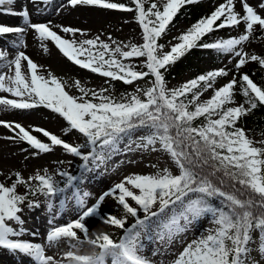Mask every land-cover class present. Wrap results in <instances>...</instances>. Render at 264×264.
<instances>
[{"label":"snow or ice","instance_id":"obj_1","mask_svg":"<svg viewBox=\"0 0 264 264\" xmlns=\"http://www.w3.org/2000/svg\"><path fill=\"white\" fill-rule=\"evenodd\" d=\"M37 2L33 0V3ZM196 2L198 0H166L160 10L155 2L146 9V0H133L134 9L108 0H70L72 6H98L137 13L144 43L139 46L117 44L113 48L99 37L80 42L62 38L49 24L32 23L27 8L20 12L4 8L13 5L15 0H0V10L23 17L22 26H0V35L16 34L12 48L26 47L25 37L32 29L42 46L46 41L53 42L70 61L93 73L126 84L149 75L154 78L151 87L137 88L136 92L120 100L106 95L108 89H87L76 81L75 86L81 95L75 97L69 95L64 90V82L51 73L48 77L40 75L38 65L23 51H17L15 57L9 59L7 51L0 49V61L4 62L0 67L9 70L0 73V93L18 98H0V106L5 110L48 108L67 121L66 133L78 131L86 138V144L73 146L44 129H34L51 141V144L44 143L20 124L5 122V127L19 129L17 139L26 141L39 153H48L54 146H60L84 162V171L92 170L90 164L95 168L105 164L120 151V143L127 139L129 150L135 144L139 150L167 153L179 170V174L174 175L165 167L154 174L125 177L90 207L86 201L89 193L73 192L81 210L79 218L53 227L47 234L46 244L19 239L26 233L20 215L23 206L26 203L29 209L38 208V200L30 197L43 196L51 210L57 197L63 196L67 200L65 194L75 188V182L82 177L58 170L57 175L63 179L57 180L56 175L44 170L43 175L37 173L26 180L20 173H15L17 179L11 186L0 182V247L31 257L35 264H60L54 257L46 255V248L67 241L72 250L65 253V258L74 264H106V257L112 258V264H153L143 255L145 245L141 238L144 234L148 240L156 239L170 245L193 225L208 218L215 227L188 243L172 264H247L254 230L261 234L260 251L264 252V147L254 146L245 131L236 126L240 118L258 104L264 105V88L254 83L249 75H242L240 91L250 107L230 106L235 104V78L215 89L210 99L200 101V96L213 87L217 77L227 75L224 70L200 75L178 89L167 88L162 71L197 46L239 57L238 69L249 61L264 67V58L249 55L243 48L253 37L255 26L264 30V17L247 0H241L243 16L235 11L234 0H226L210 16L200 19L178 37L180 43L172 46L169 52H163L158 39L181 7ZM241 23L245 25V32L238 37L198 45L205 35ZM62 31L74 37L80 30L63 28ZM139 57L146 58L143 66L147 72L137 71L135 65L124 62ZM22 61L27 62V72H22ZM189 93L191 99L187 98ZM201 117L204 122L194 125V121ZM141 130L144 134L132 140L135 132ZM82 148L89 151L82 152ZM20 185L25 186V194L17 192ZM108 195H112L124 210L123 217L108 215L104 219L105 223L124 230L119 242L107 233L94 234L93 238L85 224L86 219L100 215L101 203ZM129 199L135 206L129 203ZM128 216L134 218L135 223L126 228ZM9 222L19 228H13ZM85 243L100 251L93 255L78 254Z\"/></svg>","mask_w":264,"mask_h":264},{"label":"rangeland","instance_id":"obj_2","mask_svg":"<svg viewBox=\"0 0 264 264\" xmlns=\"http://www.w3.org/2000/svg\"><path fill=\"white\" fill-rule=\"evenodd\" d=\"M222 1L214 0V5L220 6ZM108 2L124 5L128 8H135L133 0H108ZM155 2L157 6L163 7L166 0H146V4ZM235 10L244 14L241 0H234ZM247 3L252 6L259 15L264 17V0H247ZM11 8L14 12H20L27 8L32 23L49 24L53 31L57 32L62 38L75 39L80 42L85 39H99L105 43H109L113 48L117 44L123 45H142L143 28L137 21L135 11H123L118 9H105L98 6L76 5L72 6L70 0H50L45 3L44 0H38L33 3V0H15L13 5H5L4 8ZM23 25V17L20 15L7 14L0 10V26L19 27ZM188 24L179 23L173 27V31L166 34L163 40L166 44L163 46V52H169L172 46L180 43L177 37L181 32L187 29ZM63 28L78 29L76 35L73 37L71 33H65ZM242 32H245V26L239 27ZM83 33V34H81ZM226 34H223L225 37ZM16 39V34H2L0 35V49L6 50L8 58L13 59L17 51H23L34 63L38 65V72L40 75L48 77L49 73L64 82V90L69 95L78 97L81 95L79 89L75 86V82L87 89H94L99 91L101 89H108L112 92V96H118L119 99L136 92L142 84H146L142 79L134 81L129 85L128 91L121 89H110L109 81L111 78L103 77L97 73H93L88 69L81 68L70 61L51 41L44 42L42 46L41 41L35 34L34 30L29 29L25 37L26 47L14 49L11 47L12 41ZM45 46L47 51H45ZM244 51L249 55H257L264 58V46L253 39L243 45ZM125 51L128 48H124ZM174 64H170L168 69L173 73L172 78L166 82L168 89H178L193 79L195 68L202 70L213 71L220 69L222 62H214L211 57L198 61L195 67L186 66L182 69L179 64L186 62L185 57H180ZM83 59V57H81ZM146 58L142 57L140 63L143 65ZM239 57L233 56L232 65H237ZM0 61V64H3ZM235 70L238 68L235 66ZM9 72L7 68L0 67V73ZM22 72H27V62L22 61ZM235 78V74L231 76L230 80L220 79L216 83V89L225 86L228 82ZM123 82L121 80H117ZM124 83V82H123ZM236 92L237 89H236ZM105 93V94H107ZM213 89L210 88L202 95V100L205 101L212 97ZM0 98L18 99L12 97L9 93H0ZM242 99L239 93H236L235 106H240ZM5 122L12 125L20 124L23 128L28 130L30 134L36 136L44 143L51 144V141L43 135L42 132L34 131L36 128L44 129L51 134L56 135L70 145H84L86 138L76 130L65 132L69 128L67 121L59 114L52 112L48 108L37 107L28 110L7 109L0 106V182L5 183L6 186H11L17 179L15 173H20L24 179H28L37 173L43 175L44 170L49 174L56 175L57 180L63 178L57 175L58 170H67L72 175L82 179L75 182V188L70 189L65 195L57 197L53 201V207L49 210L48 202L45 197L41 196L35 198L38 200L39 207L29 209L27 205L23 206L24 211L20 215L24 220L23 228L26 230L24 236L19 239L27 240L33 243L46 244V237L48 232L56 226L65 225L73 220L79 218L80 209L77 201L73 196V192L79 191L89 193L86 198L87 205L90 207L95 204L99 198L105 193H109L114 186L124 180L125 177L138 175L154 174L158 170L165 167L170 169L172 173L179 174L178 168L172 163L170 157L164 152L143 151L136 149L135 144L128 149L129 141L127 139L120 143V151L113 154L110 159L99 168L89 165L92 170L84 171L82 168L83 161L76 156L67 153L62 147L54 146L53 150L48 153H39L38 150L32 148L26 141H20L16 138L19 129H9L5 127ZM246 136L252 139L254 146L264 147V129H256V127L248 124L241 125ZM144 132L137 131L132 137V140L138 139ZM82 152L87 153L88 148H82ZM155 165V167H153ZM33 183H36L33 181ZM63 186V185H61ZM19 194H25L26 188L20 185L18 188ZM137 191L138 190H134ZM118 194V193H117ZM129 203L135 206L134 202L129 199ZM158 207V206H157ZM155 210V208L153 209ZM100 215L91 217L85 220L86 226L89 228L90 235L99 233H107L111 238L119 242V239L124 235V230L111 226L104 222L108 215L116 216L118 218L124 216V210L118 201L112 196H105V199L100 206ZM143 216V213H140ZM13 228H19L14 222H9ZM135 223L134 218L128 216L125 227H130ZM215 225L210 223L208 218H204L178 241H174L170 245L161 243L156 239L148 240L147 234L142 236V241L145 245L143 255L153 261V264H172L183 248L188 243L199 237L201 234L206 235L207 229L214 228ZM35 233V235H32ZM81 239H84L83 234L78 232ZM254 242L249 246V257L247 264H264V252L260 251L261 234L258 231H253ZM16 239V238H14ZM182 241V242H179ZM71 247L67 241H61L58 246L46 248V255L54 257L60 264H72L73 262L65 258V253L71 251ZM98 248H93L87 243L83 244L78 251L80 255H93L98 253ZM0 264H35V261L24 254L10 251L9 249L0 247ZM106 264H112V258L106 257Z\"/></svg>","mask_w":264,"mask_h":264},{"label":"trees","instance_id":"obj_3","mask_svg":"<svg viewBox=\"0 0 264 264\" xmlns=\"http://www.w3.org/2000/svg\"><path fill=\"white\" fill-rule=\"evenodd\" d=\"M225 2L226 1H222L220 5L224 4ZM150 4L151 3L146 4L145 8L147 9L150 6ZM218 7L219 6L216 7L214 5V0H198V2H196V3L185 4L177 12L175 17L171 21V23L168 25L166 31L158 39L157 43L164 46L166 44V42L163 40V37H165L166 34L171 33L173 31V27L176 24H179L182 22L188 24L187 29L183 30L181 32V34L178 36V37H180L182 34L186 33L188 30H190L192 28V26L195 25L200 19L210 16ZM159 8H160V10L163 9V7H159ZM240 15L243 16L244 14H240ZM136 16H137V13H136ZM219 23H220V21H217V24H219ZM241 26H245V25L243 23H241L240 25H238L236 27L223 28V29L215 30V31L205 35L198 42V45H202L205 43H213V42H216V41L222 40V39L226 40V39H229L232 37H238L239 35L244 33V32H242V30L239 29V27H241ZM223 34H226V36L223 37ZM251 39H253L254 41H256V42H258L264 46V30H262L259 26H255V31H254L253 37ZM233 56L234 55H232L230 53H220L214 49H208V48H203V47L197 46V47H193L192 49L188 50L182 56V58L185 57L186 62L179 64V68L182 69V68L186 67L187 65L190 67H195V65L198 61L205 59V58H208V57H211L214 62H217V63L222 62L223 66L220 69L213 70V71L224 70L225 72H227V75L226 76H220V77L216 78L215 83L213 84V87H212V89H213L212 95L214 94V90L216 89L215 85L220 79L224 78V79L230 80L232 74L233 75L235 74V79L237 81L236 87L234 89L235 97H236V93H239V96L242 99L241 105H243L245 108H249L250 106L245 103V97L241 94V91H240V89H241V76L244 74L249 75V77L253 80L254 83H256L258 86L264 88V67H262L258 62L249 61L242 68L235 70L236 65H234V66L232 65ZM140 59H142V57L131 58L130 60H126L124 62L125 63H131V64L135 65L137 71L147 72L148 71L147 68L146 69L142 68L141 63H140ZM179 59H181V58H179ZM168 67L169 66H167L166 71L162 70L166 82L169 81L173 76L172 71L170 69H168ZM209 72H212V71H207V70H202L200 68H195V74L193 76V79H196L200 75H205ZM153 79L154 78L151 75L144 77L142 80L146 84H142L140 86V89H145V88L151 87L152 83H153ZM138 80H140V79H138ZM129 85L130 84L119 82L117 80L111 79L109 81V86L112 87L110 89H115V88L121 89L124 92L128 91ZM236 89L238 92H236ZM207 91H205V92H207ZM205 92H203V94ZM111 93L112 92H109L106 95L112 96ZM235 97H234V99H235ZM114 98L117 100H120L118 98V96H114ZM187 98L191 99V93H189ZM201 100H202V95L200 96V101ZM230 106H235V104L230 105ZM214 118H218V117H214ZM203 122H204V118L201 117V118L197 119L196 121H194V125H200ZM244 124L252 125V126L256 127V129H261V127H263V129H264V105L258 104L255 109H253L249 112V114L241 117L240 120L237 122L236 126L240 128V126L244 125ZM79 176L81 177V172L79 173ZM19 187L20 186L17 187V190ZM38 197H41V196H38ZM38 197H30V199H35ZM213 203H217V201H213ZM25 205H27V204L25 203ZM252 238L254 241L255 238H254L253 232H252ZM250 244H252V243H250ZM72 264H74V262Z\"/></svg>","mask_w":264,"mask_h":264}]
</instances>
